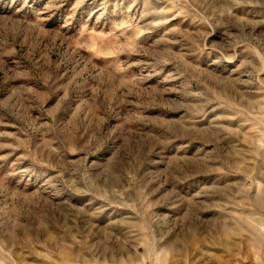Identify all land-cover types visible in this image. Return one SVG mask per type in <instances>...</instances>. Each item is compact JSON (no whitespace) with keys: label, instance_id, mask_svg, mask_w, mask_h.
<instances>
[{"label":"rangeland","instance_id":"rangeland-1","mask_svg":"<svg viewBox=\"0 0 264 264\" xmlns=\"http://www.w3.org/2000/svg\"><path fill=\"white\" fill-rule=\"evenodd\" d=\"M0 264H264V0H0Z\"/></svg>","mask_w":264,"mask_h":264}]
</instances>
